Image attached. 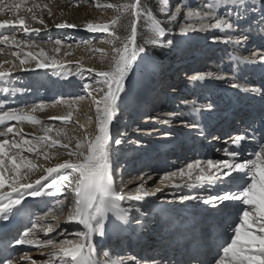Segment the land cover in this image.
I'll return each instance as SVG.
<instances>
[{"label":"snow or ice","instance_id":"6c2138e0","mask_svg":"<svg viewBox=\"0 0 264 264\" xmlns=\"http://www.w3.org/2000/svg\"><path fill=\"white\" fill-rule=\"evenodd\" d=\"M260 3L261 16L258 24L264 25V0H260ZM95 6L112 9L114 12L113 17L106 22L89 20L82 25L89 32L107 34L104 42L111 46V59L105 68L85 69L82 62L77 60L74 62L77 71L72 73L65 69V65L73 62L56 55L61 53L62 48H71V45H65L61 39L50 42V54L43 45L36 44L35 41L0 35V44L16 49L12 55L19 60L21 70L59 69L56 74L66 76L80 75L87 71L98 77L96 87L84 85L92 96L95 109L94 135L85 132L81 138L71 134L66 127L54 128L51 124L43 123L37 113H42L55 104L41 101L30 106L0 110V125L4 126L0 131V221L6 222L13 216H19L24 210L27 197H55L57 194H64L63 199L55 200L53 209L34 220L31 219V213L27 212L30 226L18 230V238L14 237L16 245L34 246L47 259L37 261L31 256H22L13 260L5 257L0 259V264H22L25 260L31 261V264H141L135 256L110 259L107 251L103 253V260L97 258L94 238L99 236L107 239L114 230H123L130 225L129 214L133 211L140 212L141 207L133 203H129L127 207L122 206L126 198L130 202H141L145 197H155L169 186L175 189H196L194 195H174V199L181 202L200 201L206 206L202 214L209 218L222 216L229 208L232 210L229 215L235 214V219L227 225V231L231 235L219 246L221 251L213 259V264H264V143L258 145V150L252 154L254 158H242L244 143L255 139V130L251 136L245 132L230 137L229 143L234 148L224 149L229 159H197L164 173L159 178L158 186L151 189L146 185L152 176L148 175L145 179V174L142 173L136 178L139 183L134 188L128 191L124 188L118 190L115 177L124 166L114 156L113 143L119 146L125 140L113 138V121L121 109L122 94L127 95L129 74L133 72L138 57L141 53L147 56L149 46L161 45L162 38H166V29L163 22L144 6V0L104 4L97 0ZM162 8L169 21L177 22L178 17H183L184 22L180 23L178 29L180 35L216 29L225 35L223 38L213 37L214 41L220 42L223 39L225 44L236 45L246 44L248 36L241 34L233 40L229 33H242L240 23L249 18L250 12H255V7L249 0H211L196 7L180 0L174 11L170 10V0H162ZM219 9H223L222 14L218 12ZM6 11L12 12L13 18L0 20V28L18 27L25 34L38 33L48 28L45 15L53 16L50 4L43 0H8L7 3L0 0V13ZM22 12L25 14H21ZM142 18L147 25L143 37L138 31V23ZM55 27L75 28L78 25L63 21ZM166 42L169 46H175L176 43L174 39H167ZM34 47L38 51L26 50ZM92 51L101 53L100 62L103 64L107 55L105 50ZM68 55V51L63 52L64 57ZM237 63L259 65L264 71V52H253L251 57H238ZM5 64L9 66L6 68ZM15 67L14 62H0V80L11 77ZM210 77H213L212 73H197L191 80L204 81ZM214 78L225 79L222 76ZM232 87L241 86L233 84ZM3 91L8 93L10 90L5 87ZM242 91L259 94L264 100V89L243 88ZM96 93L100 94L99 98ZM83 99V96L73 98L69 108L73 105L78 107ZM184 105L193 113L200 112L203 107L196 100L186 101ZM169 115L181 118L180 114ZM73 116L74 112L69 110L66 114L48 119L67 125L73 122ZM88 119L91 120L92 117L89 116ZM75 123L79 128L84 127L79 121ZM164 123L169 121L165 120ZM181 123L184 121L181 120ZM25 124L37 129L40 134L25 132ZM189 127L197 129L199 126L192 124ZM136 131L139 132L140 129ZM200 134L204 135L203 131ZM119 135L126 138L125 133ZM260 140L264 141V130L260 132ZM135 143L139 144L140 141ZM60 149L64 151L61 152ZM25 152L33 154L35 159L24 155ZM61 155H67L68 159L60 161ZM41 158L51 162V166L45 167L37 163ZM36 172L43 174L33 180L32 175ZM53 174H56V178H52ZM208 188L213 189L215 194L206 191ZM65 208V222H75L83 230L75 233V239L64 238L59 242L41 239L40 233L48 236L59 228L60 216L64 215Z\"/></svg>","mask_w":264,"mask_h":264},{"label":"bare ground","instance_id":"6f19581e","mask_svg":"<svg viewBox=\"0 0 264 264\" xmlns=\"http://www.w3.org/2000/svg\"><path fill=\"white\" fill-rule=\"evenodd\" d=\"M7 2H8V0H5V3H7ZM43 2L49 3L50 7L52 8V11H53V16L48 17L47 15H45L46 23L49 25L48 28H46V29L50 33L51 32L53 33L56 29H58V30L62 29L60 32H63V34H65V35L67 34V35L77 36L76 34H79L80 30L85 29L82 26L83 24L81 22V19L83 17H86L89 14H93L92 13L93 12V6L88 4L86 0H43ZM208 2H211V0H188L187 4H190V6H192V7L193 6L196 7L198 5H202V4L208 3ZM249 2L251 4H253L254 7H258V8L261 7L260 0H257V1L256 0H249ZM177 4L178 3H176L174 5V10H175V6ZM218 12L222 14L223 10L219 9ZM255 13L258 15L259 10L256 9ZM21 14H25V13L22 12ZM251 15H252V13H250L249 18L247 20H245L246 21L245 23H248L247 25H249V24L251 25L253 23L254 18ZM259 16H261V13L259 14ZM11 18H13L12 12L6 11L5 13H0V20L11 19ZM252 18H253V20H252ZM182 19H183V17H182ZM63 21H68L69 23H74V24L78 25V27H75V28H57V27H55L56 24L61 23ZM183 22L184 21L182 20L181 23H183ZM254 22H256V21H254ZM33 26L34 27H40L39 25H33ZM243 26H245V25H242L241 27H243ZM257 26H256V28H253L250 26L249 29H248V27H245L243 29H246V30L245 31L243 30L242 33L239 31H238V33H234V34H237V36L232 37L233 40H235L241 34L248 36L247 43L246 44L242 43L240 45H236L234 43L233 44H225L223 42V39H221L220 42H216L213 40V37H220V36H217L215 34L208 35V37L206 36L205 38L207 39V44L202 45L201 42L198 41V43H197L196 40L202 39L203 34H205V33L208 34V31L207 32L191 31V32H188L186 35H180L179 30H178V34L180 35V37L184 38V40L186 38L187 41L189 42L190 46H189L188 50H192V49L197 50V48L194 49V47H199V49L202 48V50H200L201 52H205L207 49H209L208 48L209 44H214L215 47L213 48V51H212L213 54L211 53L212 54L211 59H212V57L214 59H216V61L214 62V70H215L216 74L214 73L213 77L207 78L204 81H194L193 82V84H195L194 85L195 88L192 87V89L193 88L196 89V92L201 91L200 95L198 96V99H196L197 103L199 105L203 106L200 112L193 113L189 107H185V112L180 113L181 118L175 119L172 117V115H169L170 113H168L166 110L164 111L162 109H165V107L170 106V105L178 107L177 104H172L173 102L172 103L168 102V104L162 105V108H161V105L159 104V101L157 99L154 100V102L152 104H149L148 107H146V109H144V111L141 109L142 111H140V112H141L142 117L140 116L141 119H139V118H137V119L140 120L141 124H145L146 122H148V125L141 126V128H139L140 129L139 132H142L144 134V136L151 137L152 143L150 145L147 144L146 149L145 150L142 149L141 153H137L135 155L129 153V154H125L126 156L124 158L120 157V158H123V161H124L123 166L124 167L127 166V167L126 168L123 167L122 169H120L118 171L120 174L119 177L121 175L123 176L121 179L119 178L118 182H116V185L118 186V190L121 188V186H122V188L125 187V185L123 184L125 181V178L127 179L125 184H127L129 182L128 176H126V174H128V173H130V175L134 174V181L135 182L131 183V184L139 183V181H137L136 178L138 176H140L142 173L145 174V179H147L148 175L152 176V179L148 180L147 185H146V187L151 189V188H155L158 186L159 178L164 173L175 170L178 167H183L187 163L193 162L197 159H199V160H207V159L220 160V159H229L230 158L224 152V149L225 148H229V149L234 148V146L229 143V139H230L229 136L234 137L237 134H244V132L238 126L224 131V133H225L224 137H223L224 138V141H223L224 144L222 143V145H219V144L212 143V144H210V149L212 148V150L207 151L208 149L207 150L204 149L202 146H200L197 143L196 147L200 148L201 153L199 152L198 149H196L193 152L187 151L186 156L183 154V157L179 158V160H181V161H176L174 164H171V165L168 162H165L166 160H168V159H166V156L171 157L169 160L173 161L174 156H178L179 153H183L182 151H180L181 149L186 148L188 150V149H190L191 144L187 145V144L182 143V142H176V145L174 147L176 149H179V152L178 153L174 152V155L172 154L171 156H169V151H171L172 148L168 149L169 151L167 153H165L167 155L164 156L165 161L163 162L164 163L163 166H157L156 165L157 162H160L161 155L160 156L158 155L154 159L155 162L149 161L148 158L143 159V156H145L146 154H148L150 152L152 154L153 152H155V150H156L155 148L165 147L166 143H172V141H175L179 135H181V138H182L181 141H183V139H185V136H189L188 132H190V131L196 132V130L199 128L205 129V132L207 135V136H205V138L209 142L210 140H212L213 136H215V135H217V133H219V131L223 132L219 122L221 123V121L224 120V125H231L232 117L235 120V122L237 121L238 118L234 116V112H231V110L228 109V102L225 101L226 98L231 96L232 94H234L238 98L245 97L246 94L251 95L253 93H245L244 91H242L243 88H261V86H264V71H262L260 69L259 65L252 66V65H244L243 63H240V64L237 63L238 57H242V56L251 57V54L253 52H264V25H259L257 22ZM11 29H13L16 34L9 35V33L10 34L12 33V31H10ZM46 29H43L42 31H44ZM178 29H179V27H178ZM42 31H40L38 33L35 32L34 35L29 36L30 33L25 34L18 27L0 28V35H6L8 33L9 36H16L20 40L30 41V39H33L35 36H40L42 34ZM82 33H83V31H82ZM175 40H177V39L175 38ZM197 44H200V45H197ZM218 45H221V46H218ZM62 49L66 50L68 48H62ZM217 49H219L220 54L224 51V53L221 54L220 58H218V56L215 55V54H217L216 52H218ZM11 51L14 52V51H16V49L11 48ZM206 58H207V56H206ZM188 59H190V58H186L187 64H192L190 61H192L194 63L195 67H196V62L198 63L197 65L201 64L200 60L198 61V60L194 59V57H191V60H188ZM205 63L202 62V64L200 66L204 65ZM187 64H185L184 71L189 70V73L191 72L190 74H192V75L197 74V73H195L196 70L192 71L191 65L187 67L186 66ZM181 66L182 65L180 64V66L178 68L182 69ZM95 68L101 69V67H99V66H96ZM32 69L38 73L44 72L42 69H39V70L34 69V68H32ZM205 69H206V67L204 69L203 68L198 69L199 73L204 74ZM162 70H163V72L168 71V73H171V72L174 73V72L179 71L177 68L167 70L165 67ZM22 72L24 73V71H22ZM20 73L16 72V74H18V75ZM45 73H47V72H45ZM173 73H171V75L167 74L165 76V78L168 77V80L171 79V76L173 75ZM176 75H178V74H176ZM162 76L163 75L159 76V78H157V80L158 79L163 80ZM221 76L225 77V79L219 80V79L214 78V77H221ZM146 79H147V81H150L151 76L148 75V77ZM177 79H178V77H177ZM152 80H153L152 85L153 84L155 85V82L157 80L156 81L154 79H152ZM184 80H185V77H183V76L179 80H176V79L172 80L171 83H174V85H172L171 89H168L170 91L169 94L178 93L177 86H179L181 84L184 85V83H187ZM23 82H21V79H20V82L18 84L14 85L13 90H15L16 93L17 92L18 93L24 92V90L21 88V86H22L21 84H23ZM42 82L45 83L44 80ZM164 82H166V81L163 80V83ZM148 84H150V83L148 82ZM233 84H239L241 87L240 88H233L232 87ZM127 85H126V87H127ZM152 85L149 86L150 88H149L146 95L153 94V92L157 88L156 85L155 86H152ZM169 85H171V84H169ZM197 85H201V86L197 87ZM5 87L0 88V104H2V105H0L1 106L0 110H8L9 108H13V107L30 106L33 103H38L41 101L45 102V100H47L46 98L43 99L41 97L35 96L32 99H29V98L23 99L22 98L21 101H18V102L16 101V103H13V101H11V100L9 101V99H7L5 97L3 98V95L7 96V93H5L3 91V89ZM41 88L44 89V87H40L37 89H41ZM56 88L58 89L59 87H56ZM137 89H138V87H137ZM229 89H232V90L229 91ZM9 90H10V88H9ZM138 90H141V89H138ZM196 92L194 94H196ZM220 93H221V96L219 95ZM9 94H11V93H9ZM179 95H183V94H179ZM202 95L208 96V99H205V102L203 101L204 98L201 99ZM140 97H143V94ZM192 97H193V95L189 96V94H187V95L185 94V97L182 96V98H180L181 100H179V101H182V102L190 101V99ZM71 100H72L71 97L64 96L57 103H53V104H55L54 107L47 108L42 113L38 112L37 116L39 118H41L43 121H45L46 123L57 124L59 126L62 124L60 121L49 120L48 118L54 117L57 115L66 114L67 110L69 108L68 105H69ZM138 100H139V98H138ZM133 101H137V100L134 99ZM67 102H69V103L67 104ZM143 102H144L143 100H140L138 105H142ZM231 105H233V106L237 105L236 101H231ZM78 106L80 108V112H79L80 115L85 116L86 107H84L81 102H79ZM181 107H183V106H181ZM131 108H130V111H127L129 113L128 117L129 118L132 117V119H135L137 117V115L135 114L136 112H132ZM118 113L121 114V109ZM229 118H230V120H229ZM165 120L169 121V123H167L165 125L167 128H169L171 130L172 128H170L171 126H169V125L174 126L172 129L173 131H170L166 128L165 129L164 128L159 129V128H156L155 126L151 125L152 123H156L158 126H160L159 124H165L164 123ZM181 120H183L184 123H181ZM175 121H177V122L172 123ZM12 123H15V122H12ZM192 124H197L199 127L197 129H193V128L189 127V125H192ZM135 125H136V121H134V120L130 121L127 124H124V126L126 128V130H124V132H126L127 130H133L134 128H137V127H135ZM23 127H24L25 132H27V133L37 132V134H39L38 131L33 130V128L27 124L23 125ZM3 128H4V126L0 125V131H2ZM71 129H73V128H71ZM247 130H248L247 133L249 134V136H251L253 134V130H255V133H254L255 139H249V140L245 141L244 147H243V152H242V158L252 159V158H254V156L252 154L258 150V145L261 143H264V141L260 140V132L262 130H264V119L254 123L253 127L249 128ZM112 132H113L112 134H115V135L117 134V133H115L116 131H114V130H112ZM171 134H174V137L172 138V140H170V138L173 136ZM28 138H31V136H29ZM250 144H253L255 147H252V148L248 147V146H250ZM216 147H218V149H216ZM113 148H115L114 143H113ZM175 148H173V149L175 150ZM24 155H27L30 158L35 159V156L33 154L25 152ZM127 157H128V159H127ZM120 158L118 157V159H120ZM125 159H127V160H125ZM39 160L42 161L43 159L41 158ZM142 160H144V162L148 160L149 164L147 166H144L143 165L144 162H141ZM131 162H134V163L138 162V163L136 166L133 165V167L131 166L132 168L128 169L129 168L128 165ZM130 165H132V163ZM47 166H51V162H47L45 164V167H47ZM125 171H127L126 174H125ZM42 174H43L42 172H36V175L33 174V176L34 175L35 176L32 177V179L33 180L37 179L39 177V175H42ZM55 177H56L55 174H53L52 178H55ZM132 177H133V175H132ZM121 181H123V183H121ZM128 184H130V183H128ZM129 186L130 185H128V187ZM165 190H166V192H168V195L162 196L165 198L163 200V202L155 200L157 198V195L158 196L161 195L160 193H157L155 197H149V198L145 197L146 202H149V203H150V201L156 202L159 205L161 212H157V213L155 212L153 214V216H151V214H150V216L148 218H146L145 216H141L139 214L130 213L129 215L131 218L135 217L134 219L133 218L131 219L130 225L126 226L123 230H119V229L114 230L113 233L106 239V241H108L107 244L112 242L113 241L112 239H114V238H116L115 240L118 239L119 242H124L126 240V242L129 243V252H128V254L126 252L127 255H123L124 253L119 254V257L133 256L132 252L136 249L137 253H138V254H136V258L139 261H141V264H157L159 262L158 257H157L158 247L159 248L161 247V249H163L165 247V245H167V244H169L170 246L168 247V245H167L168 248L166 250H171V252L169 255H166V257L163 259V261H165L164 262L165 264H213V259L217 256L218 252L215 251V248H214L215 245H214V243L210 242V240L213 238L214 242H217V240L215 239L217 236L218 237L223 236V239L221 238V240H226V239H228V236L231 235V233H229L230 231H227V228L222 230V231L219 230V232H215V230L217 228L219 229V226L217 225L216 221L220 220L219 221L220 223H224V224L227 223V225H228V224L232 223V221L235 219V214L228 216L229 213L232 211L229 208V209H226L224 211V215H222V216H224V218H222V216H213V217L209 218V217L205 216L204 214H202L203 208L206 206L202 205L200 201L193 200V201H189L187 203H181L179 205L178 203H176V201L174 199V195H181V194H183V195L193 194L194 195V194H196V191H197L196 189H189V188L175 189V188H172L171 186H169V187H166ZM177 190H178V193H177ZM206 191H212L213 194H215L214 190L211 188L206 189ZM31 199H36V200L38 199V202H36V203H33L32 201L29 202V200H31ZM41 199L43 201L39 202ZM48 200L53 201L54 198L52 199L51 197H32V198L27 197L26 200L24 201V210H22L20 215L11 217L10 222L7 223L6 226L2 225V223L0 221V229L7 227V225H14V224L15 225L23 224L25 226H30L29 222H27V220H28L27 216L28 215H26L25 213H27L31 209H34V211L36 209L35 218L37 216L43 215L45 212L50 210V209H48V205L46 204L48 202ZM126 200H127V198H126ZM122 206H124V204ZM54 207H55V204H54ZM35 218H33V220ZM60 218H61V216H60ZM212 222H214V224L212 226H210L208 228L205 226L207 223H212ZM60 224H62V223H60ZM227 225L225 227H227ZM64 227L65 226H63V224H62L56 230V232H58L59 235L54 240H56L57 242H59L61 239H64V238H67V239H75L76 238L75 232H74V231L78 232V230H77L78 228L76 226H73V228L70 229V233L68 232L69 234H67V235H64V233L62 232ZM17 229L20 230L19 226ZM18 230L14 229L12 231L13 232L12 234L2 235L0 237V246L5 244L8 247V248L0 249V259L8 257V258H12L13 260H18L22 256H31L33 259H35L37 261L47 259L46 256H43L40 254L41 250L37 249L34 246L16 245L14 243V237L18 238L17 237ZM149 232H150V237L148 236ZM187 233H189V236L187 235ZM43 235H44L43 233L39 234L41 239H43V240L49 239L48 236H45V235L43 236ZM67 236H69V237H67ZM190 236H194L196 241H191ZM124 237H125V239H123ZM97 238H98V236L94 238V244L95 245H97V241H98ZM171 242H173V243H171ZM189 245H191L194 249L201 247L202 251L206 249V252L211 254V255L209 257H206V255L201 256L200 255L201 253L192 252L194 259L186 261V259H188V257L190 256V253L185 252L184 248L185 247L190 248ZM146 247H151L153 249V250H151V253H146L147 252V250L145 249ZM121 255H123V256H121ZM141 255H144L147 257L141 256ZM109 258L111 259V256ZM210 258H212V260H210ZM101 260H103V259H101ZM113 260H115V259H113ZM22 264H31V261L25 260L22 262ZM128 264H132V262H128Z\"/></svg>","mask_w":264,"mask_h":264},{"label":"rangeland","instance_id":"374dc122","mask_svg":"<svg viewBox=\"0 0 264 264\" xmlns=\"http://www.w3.org/2000/svg\"><path fill=\"white\" fill-rule=\"evenodd\" d=\"M86 1H87L88 4L93 6V12H92L93 14H89L86 17H83L81 19L82 24L86 23L89 20L96 21V22H106V21L110 20L113 17L114 12H113L112 9L97 8L95 6L97 0H86ZM187 1L188 0H183V3L187 4ZM99 2L104 4V3L125 2V0H99ZM176 3H180V0H170V10L171 11H174V5ZM144 6L149 8L153 12V14L157 17V19H160L163 22V26L166 28V38H162L161 45H158V46H155V47L149 46L148 47V55L147 56H145L143 53H141L140 57H142V58L138 57V60H137L136 64L133 67V72H131L129 74V79H128V82H127L128 85L126 87L127 95L122 94V101H121V114L122 115L117 113V117L113 121V125H112V130L116 131L115 133H117L116 135L113 134V138L114 139L121 138V139L125 140V142L122 143L119 146L114 144L115 148H113L114 156L118 160L120 165L124 164L123 158L126 156L125 154L131 153V154L135 155L137 153H141L142 149H144V150L146 149L147 144L150 145L152 143V138L151 137L144 136V134L142 132L138 133L136 131L137 128L139 129V128H141V126L148 125V122H146L145 124H141L140 123L139 119H141V117H142L140 111H142V110L144 111V109H146V107H148L149 104H152L154 102V100H156V99L159 101V104L161 105V108H162V105H164L167 102L166 98L169 97V95H170V97H169L170 100L168 99L169 102H171V103L173 102L172 104L177 103L178 105H180L179 103H181V102L179 100H181L180 98H182V95L174 96L173 93L169 94L170 91L168 89H171L172 85H174V83H171L172 80H175V79L179 80V79H181L182 76L183 77H187L184 80L187 83H184V85L181 84V85L177 86V88H182L181 86H186V85L193 84L190 81L191 76H190V74H188L189 70L188 71H184L185 64L183 63V61L186 58H190L191 59V57H194V59H196L198 61L200 60L201 64H202V62H204V63L206 62L204 65L201 66V67L205 68V66H207V61L208 62L210 61L209 56H211L213 54L211 49H207L205 52H202L203 54L207 53L205 56H201V57L197 58V57L191 55L192 53H195L196 51L202 50V48L199 49V47H194V49L197 48V50H193V49H192L193 51L192 50H188L189 46H190L189 42L187 41L186 38L184 40V38L180 37V35L178 34V27H179L180 23L183 20L182 16L177 18V22L169 21L167 19V15L164 13L163 8H162V0H144ZM256 9L259 10V14H260V8L255 7V12H256ZM221 10H223V9H221ZM255 12H254V14L252 13V15H251L254 18V20H253V18H252V20L256 21V22L251 24V27H253V28H256L257 22H258V18L255 17V15H257ZM245 22L246 21L244 20V21H242L240 23V27L242 25H245V26L241 27V29H243L245 27H248V29L250 28V24L247 25L248 23H245ZM61 30L62 29H59V30L56 29L53 33L52 32L50 33L46 29V30L42 31V34L40 36H35L33 39H30V41H35L36 44L43 45L45 47V49L47 51H49L50 54H52L51 53V43H50L51 41H55L56 39H61L62 41H64L65 45H71V48H68L66 50L62 49L61 53L56 54V55L58 56V58H62V59H65V60L73 62V63L65 65V69L67 71H71L72 73H76V71H77V66L74 63L77 60H80L82 62V64L84 65L85 69L89 68V67H94V66L95 67L99 66L101 68H104V67H106L108 65V63L110 62V59H111V46L104 42L107 39V34L99 33V32L92 33V32L87 31L86 29H83V30H80L79 34H76L77 36H75V35L72 36V35L63 34V32H60ZM146 30H147V25H146V23L144 22V20L142 18L140 20V22L138 23V31H139L141 37H143V35L145 34ZM243 30L245 31L246 29H243ZM10 31H12V33L11 34L9 33V35L16 34L13 29H11ZM82 31H83V33H82ZM235 33H238V32H235ZM34 34H35V32L30 33L29 36H32ZM212 34L220 36L221 38H223L224 35H225V33L222 32L221 30H216V29L209 30L208 34L205 33L202 36L203 38L201 37L202 38L201 40L205 41L203 44H207V39L205 37L206 36L208 37V35H212ZM229 34L232 35V37L237 36V34H234V33H229ZM6 35H8V33ZM175 38L177 40H175ZM167 39H174V41L176 42L175 46H169L167 44V42H166ZM198 41L199 40H196L197 43H198ZM92 49H104L105 50L107 55L104 58V63L103 64H101V62H100L101 53L100 52H96V51H92ZM26 50H31L33 52L38 51V49L35 48V47L32 48V49H26ZM64 51H68L70 53V55L64 57L63 56V52ZM217 51L218 52L215 51L217 54H215V53L214 54L217 55L218 58H220L221 54H223L224 51L221 54L219 53V49H217ZM206 56H207V58H206ZM4 61L14 62L16 67L13 70L11 77L7 78L6 80H0V88L6 86L7 88H10L11 92H14L15 90H13V87H14L15 84H18L20 82V79H21V82L24 81L23 82L24 84H27V83H25V80H29L31 82H35L33 77H36L34 75L38 74V72H35L31 68V69H28V70L29 71H34L35 74L30 73V75H29V74L26 73V70H21L20 65H19V60L12 55L11 48L9 46L0 44V62H4ZM190 62L193 63L192 61H190ZM180 64L182 65L181 66L182 69L178 68L180 66ZM8 66H9L8 64L4 65V67H6V68ZM197 66L198 65L196 64V67ZM164 67L167 70L177 68L179 71L178 72H174V73L171 72V73H173V75L171 76V79L168 80V77L165 78V76L167 74L171 75V73H168V71L163 72L162 69ZM96 69H98V68H96ZM37 70H39V69H37ZM42 70L44 71V72H42L43 74H46V75L49 74V75H53L54 76L51 79L46 80L45 83L53 82L51 84H54V82H55V85L57 87H59L58 89L55 88V90L53 92H51V94H49L46 97V99H47V100H45L46 104L57 103L64 96L71 97L72 99L75 98V97H78V96H83L84 97V99L82 101H80V102L83 104L84 107H86L85 116L80 115L79 106L77 107L76 105H73L71 109L68 108V110H67V112L69 110H72L74 112L73 122L69 123L67 125L61 124L59 126L60 127H66L71 134H74V135L79 136L81 138H83V136L85 135V132H87L88 134H93L94 135L95 131H96L95 109H94V106L92 104V96L89 95V90L85 89L84 85L85 84H90L93 87H96L95 81H96V79H98V77H96L95 73H89L87 71H84L80 75L66 76V74L65 75H57L56 73L58 71H60L59 69L54 70V69L49 68V69H42ZM191 70L192 71L196 70L195 73H199V70L195 68L194 63L191 64ZM22 71H24V73ZM16 72H18V73L21 72V73L18 75V74H16ZM45 72H47V73H45ZM42 73L40 75H42ZM207 73L214 74L215 73L214 67L207 66L206 69H205V73L204 74H207ZM176 74H178L179 76L176 75ZM40 75L37 77L38 79H41ZM148 75L151 76V80L150 81H147V79H146L148 77ZM161 75H163L162 76L163 80L166 81V82L163 83V80H159V79H158L159 81L157 80V78H159V76H161ZM177 77H178V79H177ZM152 79H154L155 81L157 80L155 82V85L157 86V88L155 89L153 94L146 95L148 90H149V88H150L149 86H151L152 83H153ZM148 82L150 84H148ZM169 84H171V85H169ZM21 85H23V84H21ZM32 85H34V84H32ZM155 85L153 84L152 86H155ZM190 86H189V88L193 87V86H191V87ZM137 87H138V89H141V90H138ZM21 88L24 91L28 90V89L25 90V88L23 86H21ZM193 89H192V91L196 92V89H194V90ZM142 94H143V97H140ZM187 94H189V93H187ZM95 95L97 96V98H99L100 94L96 93ZM219 95H221V93ZM4 97L7 98L6 95H3V98ZM34 97L30 96L29 99H32ZM37 97H39V96H37ZM202 97L204 98V100H203L204 102H205V99H208V96H206V95H202ZM14 98H16V96H13V99H11V101H13V103H16V102H14L15 101ZM138 98H139V100H138ZM134 99L137 100V101H133ZM140 100L144 101L142 103V105H138ZM68 103L69 102H67V104ZM166 104H168V102ZM0 105H2V104H0ZM167 107L171 108V107H175V106L170 105V106H167ZM130 108L132 109L131 110L132 112H136L135 114L137 115V117L135 119H132V117L131 118L128 117L129 113L127 111H130ZM162 110L165 111V109H162ZM181 110L185 112V108H181ZM89 116L92 117L91 120L88 119ZM137 118H139V119H137ZM133 120L136 121L135 127H137V128H134L133 130H127L126 132H124V130H126L124 124H127V123H129L130 121H133ZM41 121L43 123H45V124H50V123H46L42 119H41ZM75 121H79V124L83 125L84 127L83 128H79L76 125ZM176 122L177 121L172 122V123H176ZM51 125L54 128H59V126L57 124H51ZM151 125L155 126L156 128H159V129H163V128L165 129L166 128V129L170 130L169 128H167L165 126L166 124H159L160 126H158L156 123H152ZM169 126H171L170 128H172V129L174 127L173 125H169ZM71 128H73V129H71ZM172 129L170 131H173ZM33 130L38 131L37 129H34V128H33ZM119 133H125L126 134V138L125 137H121L119 135ZM171 135H174V134H171ZM229 137H231V136H229ZM177 138H180V137L178 136ZM136 141H140V143L137 144V143H135ZM248 147L252 148V147H255V146L253 144H250V146H248ZM216 149H218V147H216ZM60 151L63 152L64 150L60 149ZM168 151L169 150H167V152ZM158 152H159L158 150H155V152L152 153V158H148V160L155 162L154 159L159 155ZM171 153L172 152L169 151V156L172 155ZM118 157L119 158L123 157V158L118 159ZM170 158L171 157L166 156V159H170ZM59 159H60V161H62V159L63 160L64 159H68V157H67V155H61ZM127 159H128V157H127ZM127 159H125V160H127ZM148 160L145 161V162H144V160H142L141 162H144L143 165L147 166L149 164ZM38 161H37V163H39V164L42 163V165L44 164V166L47 163L44 160H42V161L38 160ZM164 161L165 160H163V162ZM131 163H132V165H130ZM131 163L128 165L129 166L128 169L132 168L133 165L136 166L138 162H136V163L131 162ZM126 167H124V168H126ZM126 173H127V171H125V174ZM34 174L36 175V173H34ZM62 174H63V172H62ZM119 175L120 174L118 172L116 177H115V182H118L119 178L121 179L123 177L122 175L119 177ZM132 175H133V177H132ZM34 176L32 175V177H34ZM55 176H56V174H55ZM126 176H128V180H129L128 183H130V184H128V183L125 184L126 181H127L126 178H125V181H124L123 184L125 185V187H124L125 191H128V190L134 188L136 186V184H131V183L135 182L134 181V174L130 175V173H128V174H126ZM128 185H130V186L128 187ZM121 188H122V186H121ZM165 189L166 188H164L163 192L160 193L161 194L160 196L157 195V198L155 200L163 202V200L165 198L162 197V196L168 195V192H166ZM177 193H178V190H177ZM191 195H193V194H191ZM51 198L52 199L54 198V200L53 201L48 200V202L46 203L48 205V209H53L54 208V204H55V200L56 199H63L64 198V194L63 193L57 194L55 197H51ZM70 200H71V197H69V202H70ZM175 201L179 205L181 203L189 202V201L181 202V201H179L177 199H175ZM37 202H38V199H37ZM39 202H41V200ZM129 203H133V204H136L137 207H141V211L140 212L133 211L131 213L139 214L141 216H145L146 218H148L150 216V214H151V216H153V214L155 212L156 213L157 212H161V210L159 208V205L156 202L150 201V203H149V202H146V199L144 201H141V202H135V201L134 202L133 201L130 202V201L125 199V201L123 202L124 207H127L129 205ZM33 211L34 210H31V212H30L31 213V219L35 218L36 211L35 212H33ZM66 215H67V208H65V213L60 218V223H62L63 226H65L64 229L62 230L64 235L65 234L66 235L69 234L70 233V229L73 228V226H76L78 228L77 229L78 231L83 230V227L81 225L75 223V222L66 223L65 222ZM228 216H231V215H228ZM132 218L134 219L135 217H132ZM27 222H29V219L27 220ZM62 224H60V225H62ZM226 225H227V223L225 224V226ZM24 226L25 225H23V226L21 225L19 227V229L23 230ZM225 226L222 227L221 229H223V230L226 229L227 227H225ZM74 232L76 233L77 231H74ZM58 235H59L58 232L55 231L54 233L49 234L48 238L49 239H56ZM148 236L150 237V232L148 233ZM67 237H69V236H67ZM115 239L116 238L112 239L113 241L107 244L108 241H106V239H102V238H100L98 236L97 245H95L96 246V250H97V258L104 259L105 257L103 256V253L105 251H107L109 253V257L111 256V259H117L119 257V254H122V253H124L123 255H127L128 254V252H129V243H127L126 240L124 242H119L118 239L117 240H115ZM123 239H125V237ZM210 242H212V243H214V245H216L215 246V251H217V252L221 251L219 246L221 244H223V242L218 244L217 242H214L213 238L210 240ZM145 249L147 250L146 253H151V250H153L151 247H146ZM126 252H127V254H126ZM136 254H138V253H137V250L135 249L132 252V255L136 257ZM123 255H121V256H123ZM210 255L211 254L207 253V257H209ZM141 256H144V255H141ZM144 257H147V256H144ZM210 260H212V258H210Z\"/></svg>","mask_w":264,"mask_h":264},{"label":"trees","instance_id":"16d2710c","mask_svg":"<svg viewBox=\"0 0 264 264\" xmlns=\"http://www.w3.org/2000/svg\"><path fill=\"white\" fill-rule=\"evenodd\" d=\"M161 55V54H160Z\"/></svg>","mask_w":264,"mask_h":264}]
</instances>
